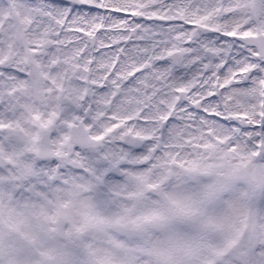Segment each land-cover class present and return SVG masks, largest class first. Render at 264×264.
Segmentation results:
<instances>
[{"label": "snow or ice", "instance_id": "snow-or-ice-1", "mask_svg": "<svg viewBox=\"0 0 264 264\" xmlns=\"http://www.w3.org/2000/svg\"><path fill=\"white\" fill-rule=\"evenodd\" d=\"M0 264H264V0H0Z\"/></svg>", "mask_w": 264, "mask_h": 264}]
</instances>
